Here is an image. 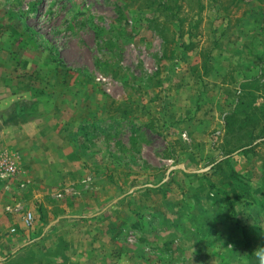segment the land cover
<instances>
[{
	"label": "rangeland",
	"instance_id": "obj_1",
	"mask_svg": "<svg viewBox=\"0 0 264 264\" xmlns=\"http://www.w3.org/2000/svg\"><path fill=\"white\" fill-rule=\"evenodd\" d=\"M157 1L0 0L1 114L4 122L22 112L44 122L56 132L52 142L70 151L65 163L68 168L62 174L66 186L59 187L51 202L77 209L78 215H90L75 226L76 240L73 231L67 235L73 246L81 242L86 231L88 238L90 232L96 233L98 246L89 250L94 264H110L109 259H116L122 251L117 230L110 232L107 218L93 215L118 197L124 185H144L130 202V209H138L142 203L143 210L151 206L160 213L168 187L178 186L177 181L191 179L195 184L210 177L222 159L216 150L222 133L210 130L203 135L198 130V119H208L205 117L212 110L205 113L199 109L194 114L188 110L184 115L181 104L190 98L210 104L204 89L221 80L228 87L221 90L220 108L212 115L217 124L221 119L223 124L225 111L235 101L237 82L257 73L256 55L264 56V0H172V5L176 3L172 10L183 22L181 39L176 25L156 8ZM247 15L253 16L254 22L240 25L248 21ZM238 25L241 31H234ZM192 39L195 45L187 49L178 46L177 41L187 45ZM208 55L212 57L209 70L203 74L199 68ZM186 71L190 75L180 80ZM178 82L189 92L180 91ZM244 87L255 90L245 100L260 105L264 79L248 81ZM256 150L249 158L233 155L230 159L245 180L231 185L230 191L248 204L243 215L250 210V220L240 225L245 236L239 233L235 243L240 253L230 254L233 264H257L254 257L248 258V252L264 246V219H259L264 212V148L258 146ZM10 158L18 175L0 180L27 190L29 182L20 179L16 159L13 155ZM183 166L197 170V179L176 171ZM174 172L177 176H172ZM166 180L169 184L161 193L148 190ZM21 182L25 187H20ZM170 196L178 200L177 191ZM114 208L117 212L109 217H118L121 222L127 207L117 204ZM134 212L131 210L132 215ZM151 233V238L168 250L153 264H180L172 246L167 245L168 232L151 227ZM135 234L139 238L137 231ZM66 239H61L62 245L55 249L50 246L52 238L36 239L31 254L23 252L13 262L36 264L40 259L43 264H78L73 257L84 248L76 245L75 251L74 246L65 245ZM108 251L113 257H107ZM146 259L151 264V258ZM215 261L210 257L206 262ZM188 263L195 264V257Z\"/></svg>",
	"mask_w": 264,
	"mask_h": 264
},
{
	"label": "crops",
	"instance_id": "obj_2",
	"mask_svg": "<svg viewBox=\"0 0 264 264\" xmlns=\"http://www.w3.org/2000/svg\"><path fill=\"white\" fill-rule=\"evenodd\" d=\"M245 19L248 21L242 22L240 25L245 23L244 26H247L249 22L255 20L253 16L249 15ZM240 25L232 29L239 32L242 29ZM195 43L196 41L192 39L191 45H195ZM230 48L231 46H229ZM188 75H190L189 72H184L183 75L179 76L180 80H182V76L186 77ZM179 82L177 88L179 87L180 91L188 93L189 88L180 85ZM222 89L224 90V86L221 80H215L204 89V95L211 99L210 104L200 98L193 100L190 98L181 104L184 105L182 110L186 112L184 115L187 114L188 110H191L193 114L199 109L205 111V113L212 110L205 117L208 119L201 117L196 122L198 130L200 129L203 135L210 130H216V133L222 131V119L217 124L215 117L212 115L213 112L214 114L218 112V106L220 108ZM2 100L0 99V152L7 156H14L21 170L20 179L26 180L29 185L26 187L27 190L23 191L14 183L6 185L0 180V264H14L13 261L16 262L23 252L28 251L32 246L34 247L35 240L41 237L43 239L52 238L53 241L50 246H53V249L61 246V239L64 240V238H67L65 245L74 246L75 251L77 250L76 245L83 246V252L73 257L74 262L94 264L89 250L98 246L95 243L96 233L90 232L88 238L86 234L89 231H86L85 236L82 239L80 238L81 242L76 245L74 243L73 246L72 238H68L67 235L68 232L76 233L73 234L76 240L78 232L75 226H78L81 218H87L90 215H78L75 213L77 209L68 210L70 207H62L58 202H51L59 194V187L61 185L66 186L62 174L68 168L65 163L71 154L70 151L61 150L52 142V136L56 132H53L50 126L38 119L29 117L24 112L4 122V115L1 114ZM186 104L188 106L185 107ZM12 110L14 109L9 111ZM202 140L208 141V139ZM232 163L233 168L237 171L234 161ZM176 171L195 179L199 175L197 170L184 166ZM172 176H177L176 172ZM207 178L217 187L229 191L235 203L236 216L230 217V209L227 206L226 199L209 188L203 179L196 181L195 184H192L191 179L186 183L177 181L178 186L168 187L167 196L161 201L160 213H157L151 206L147 210H143L142 203H140V206L138 203V209H130V202L134 200L135 196L140 195L138 190H141L144 185L141 187L128 183L126 187L124 185L121 188L123 191L119 193L118 197L108 201L102 210L93 215L95 218L102 217L103 220L107 218V224L110 226L108 230L110 232L117 230V240L122 242V251L118 252L120 254L116 255V259H109L110 264H147L146 258L148 257L151 258V264L155 262L156 258L161 261L158 255L168 250L165 244H157L158 240L151 238L152 233L149 234L151 227L168 232L167 245L172 246L177 255L176 260L180 264H189V259L193 257L196 259L195 264H209L206 261L210 257L216 258L213 264H233L230 254L240 253V248L235 243L237 238L240 237L238 236L239 233L244 235V228H241L240 225L243 221L250 220V218H247L250 210H246L243 215L241 200L236 199L230 191L233 187L231 185L236 186V184L230 179L228 170L222 162L218 163L214 172ZM168 184V180L159 181L149 186L148 190L161 193L167 188ZM174 191L178 192L177 201L172 200L170 196ZM117 204H123L127 207L128 213L122 215L121 222L116 220L118 217L115 219L109 217L113 212H117L114 208ZM132 205H134V202H132ZM123 210L125 211V208ZM131 210L136 212L132 215ZM26 213L32 215L30 225L25 223ZM116 226H121V228L114 229ZM79 228L82 230V227ZM136 231L139 233V238L135 234ZM146 243L147 245L153 244V247L156 248L151 249L145 245ZM106 254L107 257H113L110 251ZM59 255V260H61V254ZM200 258L202 261H198ZM182 261L185 263H182Z\"/></svg>",
	"mask_w": 264,
	"mask_h": 264
},
{
	"label": "trees",
	"instance_id": "obj_3",
	"mask_svg": "<svg viewBox=\"0 0 264 264\" xmlns=\"http://www.w3.org/2000/svg\"><path fill=\"white\" fill-rule=\"evenodd\" d=\"M171 1L172 0H159L157 1L156 8H161L162 14H164L163 16L167 17L166 19L169 20V23L176 25L178 39H181L183 22L179 19V17H177V11L172 10L176 3L174 2V5H172ZM218 42V39H214L215 45L218 44ZM177 43L178 46L183 49H187L192 46V41H190L187 45L178 41ZM256 57V66L258 67V71L250 77L242 78L237 82L238 90L235 89L233 92L235 101L233 100L231 108L225 111L223 116L221 131L223 139L221 144L216 147L219 156H222V159L219 162H222L223 165L226 166L228 175L230 179L235 182L236 186L238 183H244L245 180L241 177L240 173L233 168L230 159H232L233 155H241L244 158H249L257 153L256 149L258 146H263L264 148V97L262 98L263 101L260 105H254L250 101L245 100L246 97L255 91H248V89L244 87L245 83L251 80L259 81L260 79H264V56L256 55ZM211 58L212 57L209 56L208 59L205 58V60H203L199 68L204 72L203 74H207ZM247 79L250 80L246 81ZM221 83L224 86V82L221 81ZM226 87H228V84L224 86V88ZM252 97L254 96L252 95ZM261 175L262 178H264V162L261 166ZM204 179L209 188L215 190L226 199L227 206L230 209V217L233 218L236 216L237 211H235V203L229 191L217 187L208 178L206 179V177ZM241 205L244 210V207H247L248 204L244 205L241 203ZM259 219H264V212L261 213ZM259 223L261 224L263 222L259 221ZM26 253L31 254V249L26 251ZM251 257H253V255L248 252V258ZM36 264H43V262L39 259Z\"/></svg>",
	"mask_w": 264,
	"mask_h": 264
},
{
	"label": "built area",
	"instance_id": "obj_4",
	"mask_svg": "<svg viewBox=\"0 0 264 264\" xmlns=\"http://www.w3.org/2000/svg\"><path fill=\"white\" fill-rule=\"evenodd\" d=\"M18 169L15 163L11 160L10 156H0V179H13L18 175ZM25 182L20 183V187H25ZM32 222V215L30 213L25 214V223L30 225Z\"/></svg>",
	"mask_w": 264,
	"mask_h": 264
},
{
	"label": "clouds",
	"instance_id": "obj_5",
	"mask_svg": "<svg viewBox=\"0 0 264 264\" xmlns=\"http://www.w3.org/2000/svg\"><path fill=\"white\" fill-rule=\"evenodd\" d=\"M252 255H253L254 259L257 261V264H264V246L257 247L252 252Z\"/></svg>",
	"mask_w": 264,
	"mask_h": 264
}]
</instances>
